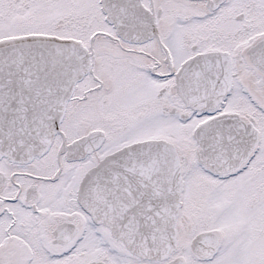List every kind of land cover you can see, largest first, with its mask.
I'll use <instances>...</instances> for the list:
<instances>
[{
  "label": "snow or ice",
  "instance_id": "snow-or-ice-1",
  "mask_svg": "<svg viewBox=\"0 0 264 264\" xmlns=\"http://www.w3.org/2000/svg\"><path fill=\"white\" fill-rule=\"evenodd\" d=\"M0 264H264V0H0Z\"/></svg>",
  "mask_w": 264,
  "mask_h": 264
}]
</instances>
